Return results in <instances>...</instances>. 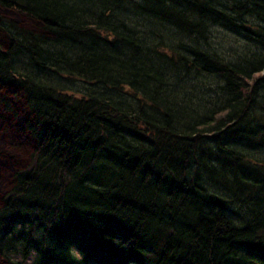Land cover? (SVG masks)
Instances as JSON below:
<instances>
[{"label": "trees", "instance_id": "16d2710c", "mask_svg": "<svg viewBox=\"0 0 264 264\" xmlns=\"http://www.w3.org/2000/svg\"><path fill=\"white\" fill-rule=\"evenodd\" d=\"M0 6L38 27L0 18L35 142L0 263L264 264V0Z\"/></svg>", "mask_w": 264, "mask_h": 264}, {"label": "rangeland", "instance_id": "374dc122", "mask_svg": "<svg viewBox=\"0 0 264 264\" xmlns=\"http://www.w3.org/2000/svg\"><path fill=\"white\" fill-rule=\"evenodd\" d=\"M0 18L10 19L25 28L38 29L37 23L30 17L1 6ZM13 30L15 31L14 28ZM216 31V39H214L213 44L224 47L230 55L229 36L223 29ZM6 41L7 35L0 26V42L6 43ZM225 45H228L229 48L227 49ZM3 93L6 101L0 100V202L2 195L11 187L14 169H21L30 164L35 148L34 137L26 126L29 112L23 105L21 94H17L14 90H5Z\"/></svg>", "mask_w": 264, "mask_h": 264}]
</instances>
